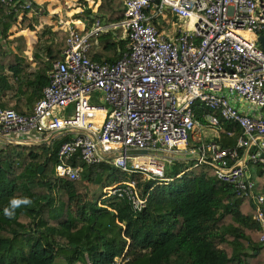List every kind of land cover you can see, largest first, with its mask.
<instances>
[{"label": "built area", "instance_id": "1", "mask_svg": "<svg viewBox=\"0 0 264 264\" xmlns=\"http://www.w3.org/2000/svg\"><path fill=\"white\" fill-rule=\"evenodd\" d=\"M122 2L124 19L108 27L122 31V57L115 63L89 58L91 38L105 30L100 21L91 34L62 30L68 34L65 49L32 113L0 101V141L51 147L70 138L52 166L55 177L68 182L79 180L83 166L106 164L159 184L173 181L165 170L191 138L201 141L191 161L252 201L264 245V195L251 171H264V0ZM0 4L18 20L34 9L31 0ZM95 99L102 105L95 106ZM223 123L241 130L233 147L218 141ZM204 128L216 131V142L204 143ZM111 200H125L140 214L149 193L130 179L105 187L99 206L109 209ZM128 260L124 255L114 264Z\"/></svg>", "mask_w": 264, "mask_h": 264}, {"label": "trees", "instance_id": "2", "mask_svg": "<svg viewBox=\"0 0 264 264\" xmlns=\"http://www.w3.org/2000/svg\"><path fill=\"white\" fill-rule=\"evenodd\" d=\"M124 14L122 0H101L96 17L112 24ZM84 15L91 18L92 11ZM17 24L16 16L0 4V99L15 88L14 78L18 88L31 91L28 100H39L68 34L45 27L38 45L45 42L49 64L40 62L36 73L25 75L19 56L5 46ZM27 28L35 31L34 26ZM113 36H101V48L119 60L124 42L112 43ZM196 113L202 120L203 111ZM229 131L234 137H227ZM240 135L236 126L223 123L218 141L223 148L233 147ZM68 140L51 147H0V264H114L124 255L129 259L124 264H264L252 201L220 182L207 166L192 162L188 171L189 166L171 165L165 176L173 181L167 184L136 178L143 193H149L143 213L134 214L125 200H111L107 209L91 198L90 187L123 182L127 173L101 164L83 166L76 182L57 179L52 166ZM262 176L264 171L255 168L253 177ZM13 200L18 203L13 205Z\"/></svg>", "mask_w": 264, "mask_h": 264}, {"label": "crops", "instance_id": "3", "mask_svg": "<svg viewBox=\"0 0 264 264\" xmlns=\"http://www.w3.org/2000/svg\"><path fill=\"white\" fill-rule=\"evenodd\" d=\"M35 1L36 0H34V2ZM77 2H81L83 4H77ZM45 4L48 5L51 9V14L48 13V11L46 10L47 12H45V14L43 13V15L45 16H40L42 15L41 8H43V5ZM100 4L101 0H43L39 4V9L37 10V12L30 13L27 16V19L31 18V22L32 20L34 22V20L37 21L38 16H40L39 20L36 22L39 23L40 31H42L45 27L51 28L53 32L62 31L68 28H75L82 33L89 32L90 34L93 33V31L95 30L97 21H100V23L101 21H104L105 30L100 32L98 35L93 36L90 40L91 49L89 50L88 56L94 62L115 63L117 62L116 60H118L117 56L109 55L103 52V49L101 48V36L107 35L108 33L114 34V36L111 37V40L112 43L117 45L121 43V41H124L122 40V35L118 37V35L116 34L118 31L121 30H109L108 27L109 25H111V23H109L106 18L96 17V12ZM65 7H67L68 10H65ZM85 10L92 11L91 18L84 15ZM34 27L36 26L34 25ZM108 39H110V37ZM38 41L39 39L37 40V43ZM28 92L31 93V91H27L25 87H15L13 90L7 91L4 95L1 96V105L6 108H12L21 114H30L32 113L33 108L38 100H28V97L30 95ZM15 96H22L25 102H20V100L14 98ZM190 158L193 157L190 156Z\"/></svg>", "mask_w": 264, "mask_h": 264}, {"label": "rangeland", "instance_id": "4", "mask_svg": "<svg viewBox=\"0 0 264 264\" xmlns=\"http://www.w3.org/2000/svg\"><path fill=\"white\" fill-rule=\"evenodd\" d=\"M43 0H36V4L38 5V8H34L32 10V12H37V10L39 9V4L42 2ZM61 1V0H60ZM34 2V3H35ZM77 4H83L81 2H77ZM41 14L40 16H45L43 15V13L45 14V12L48 11V13L51 14V9L49 8L48 5H43V8H41ZM47 10V11H46ZM65 10H68L67 7H65ZM31 12V13H32ZM40 16H38V20L40 18ZM27 20H31L27 19ZM37 20V21H38ZM21 21V22H20ZM36 20H32V22H23L22 19L18 20V24L15 25L12 30L10 31V38L9 41L6 42L7 44L5 45L7 47L8 50H11L13 53L17 54L20 58V60L22 61V65L24 67V74L28 75L31 73H36L38 71V66L37 64L40 62H44L47 63V65L49 64L48 59L46 58V54H45V42L42 41L41 44L38 45L37 40L39 39V33L40 28H39V23ZM36 26L35 27V31H31L30 28L25 29L28 26ZM60 27V26H59ZM38 35V36H37ZM12 41V42H11ZM39 42V41H38ZM10 43V44H9ZM36 55H38L40 57V59H36ZM10 79L12 77V75L10 73H8ZM12 83L14 85V87L17 88V82L15 81L16 79H11ZM24 81V80H23ZM29 93V92H28ZM30 94V93H29ZM14 98H17V100H20V102H25V100L22 98V96H15ZM13 100V99H12ZM93 103L95 104V106H101L102 104H100V102L98 100H93ZM218 132V131H217ZM219 133V132H218ZM218 139V135L216 133V131L208 129V128H204L203 129V141L205 142H216ZM201 141H193L191 138V143L187 146L186 150L182 151L181 153L176 154L175 159L173 160V162L171 163V165L174 164H179V165H184L186 167H190L192 166V161L194 160L192 158H190V154L191 151H198V144H200ZM4 143L0 141V147H17L16 145H8L5 146L3 145ZM209 144V143H206ZM21 147V146H19ZM193 155V154H192ZM191 155V156H192ZM170 165V164H167ZM255 170V167L251 168V171L253 173V171ZM126 181L130 180V176L127 175L126 176ZM143 179L142 175H135V179ZM255 180L257 182V186H258V190L259 193H261L262 195H264L263 189H264V176L262 177H255ZM103 190L104 188L101 186H94L92 185L90 187V196L93 200H100V198L103 196ZM60 262V261H58Z\"/></svg>", "mask_w": 264, "mask_h": 264}, {"label": "water", "instance_id": "5", "mask_svg": "<svg viewBox=\"0 0 264 264\" xmlns=\"http://www.w3.org/2000/svg\"><path fill=\"white\" fill-rule=\"evenodd\" d=\"M259 42L262 44V47L264 48V37H260L259 38ZM141 154H149V152H146V151H142L140 152ZM45 168H41L40 169V173H42L44 171Z\"/></svg>", "mask_w": 264, "mask_h": 264}, {"label": "clouds", "instance_id": "6", "mask_svg": "<svg viewBox=\"0 0 264 264\" xmlns=\"http://www.w3.org/2000/svg\"><path fill=\"white\" fill-rule=\"evenodd\" d=\"M27 201H25V203H26ZM13 205H16L17 203H18V201H16V200H13L12 202H11ZM7 211V210H6Z\"/></svg>", "mask_w": 264, "mask_h": 264}]
</instances>
